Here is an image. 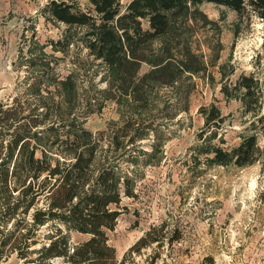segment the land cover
<instances>
[{
	"label": "trees",
	"instance_id": "16d2710c",
	"mask_svg": "<svg viewBox=\"0 0 264 264\" xmlns=\"http://www.w3.org/2000/svg\"><path fill=\"white\" fill-rule=\"evenodd\" d=\"M203 3L264 18V0H129L124 5L86 0L85 8L80 0H48L43 5L47 20L66 26L49 41L51 49L71 51L74 65L65 75L53 72L52 56L35 42L24 59L35 72L24 77L29 81L22 93L0 98V261L15 253L23 264L54 258L66 264H126L133 252L164 243V224L152 226L118 261L106 231L122 213V197L136 196L141 166L162 158L166 122L188 111L194 77L213 79L208 69L219 59L221 29L201 9ZM78 65L84 68L85 87L78 81ZM142 65L147 70L140 73ZM228 66L219 65L222 80ZM221 91L241 99L244 113L262 112L238 144L224 147L219 108H201L205 121L191 147L194 165H250L261 156L258 137L264 135L259 80L241 73ZM107 101L115 104L118 120L99 131L85 127ZM142 140L151 142L149 149ZM44 226L49 227L46 241L39 240ZM66 230L88 238L72 245ZM178 238L172 234L168 241ZM204 262L213 264L211 257Z\"/></svg>",
	"mask_w": 264,
	"mask_h": 264
},
{
	"label": "rangeland",
	"instance_id": "374dc122",
	"mask_svg": "<svg viewBox=\"0 0 264 264\" xmlns=\"http://www.w3.org/2000/svg\"><path fill=\"white\" fill-rule=\"evenodd\" d=\"M47 1L0 0V98L3 100L22 93L29 81L24 82V77L35 72L24 60L33 52L35 42L44 45V53L52 56L53 72L65 75L74 65L71 51L64 54L53 51L49 45L51 39L61 36L66 26L41 14L40 9ZM128 1L121 0V4ZM85 2L80 0L81 8H85ZM200 7L210 19L218 21L222 49L217 64L208 69L213 79L206 75L194 77L195 89L189 95L188 111L166 122L162 158L155 165L141 166L134 184L136 196L122 197V213L114 229L106 231L108 243L120 261L148 229L164 224V243L159 248L153 244L133 252L126 264H148L152 258L153 264H207L206 257H211L213 264H264V135L258 137L261 156L243 167L194 165L191 150L197 142V133L204 127L201 108L210 105L219 108L224 117L219 131L225 140L224 147L238 144L241 133L262 112L244 113L242 100L226 98L221 86L232 85L241 73H254L264 101V18L239 16L213 3H203ZM81 56L85 58V51H81ZM223 63L230 66L222 80L219 65ZM81 66L78 65V81L85 87L87 80ZM146 70L147 66L142 65L140 73ZM116 120L115 104L107 101L84 125L99 131ZM141 143L149 149L151 142ZM48 228L41 229L39 240L46 241L43 235ZM65 232L72 245L88 238L73 230ZM172 234L179 238L169 242L168 236ZM38 246L39 243L34 247ZM0 264L23 262L10 253ZM45 264L66 263L54 258Z\"/></svg>",
	"mask_w": 264,
	"mask_h": 264
}]
</instances>
